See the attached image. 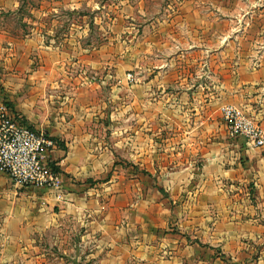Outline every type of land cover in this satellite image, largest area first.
<instances>
[{
	"label": "crops",
	"instance_id": "obj_1",
	"mask_svg": "<svg viewBox=\"0 0 264 264\" xmlns=\"http://www.w3.org/2000/svg\"><path fill=\"white\" fill-rule=\"evenodd\" d=\"M228 1H174L173 15L156 18L169 29V58L156 50L149 63L163 42L151 41L159 30L145 26L146 1L0 0V107L57 139L61 179L59 188H16L0 172V264H264V147L229 135L221 114L237 105L264 128V0ZM96 3L108 12L79 14L92 18L59 36L57 9ZM211 6L235 23L217 45ZM9 17L30 29H10ZM94 27L107 46L137 38L151 47L132 67L140 92L125 101V110L140 103L138 126L88 120L104 116L107 101L97 110L92 100L108 72L94 82L83 71L98 61L71 60L100 53Z\"/></svg>",
	"mask_w": 264,
	"mask_h": 264
},
{
	"label": "rangeland",
	"instance_id": "obj_2",
	"mask_svg": "<svg viewBox=\"0 0 264 264\" xmlns=\"http://www.w3.org/2000/svg\"><path fill=\"white\" fill-rule=\"evenodd\" d=\"M22 1H26L29 3H35V1H71V0H22ZM76 1H133L134 5L137 4V1H146V5L144 7V9L146 10V14L145 17L149 19V21H154L152 24L147 21L145 26H147V30L148 29H152L153 32L154 30L158 29L159 31L154 32L152 34V38L151 41L153 42H158V40H161V42L163 43H159L158 47L163 48L162 51H158V49H155L154 47H157V44H155L153 46V48L150 47V45H147L146 43H140L137 41V38L134 41L128 42L130 44H132L129 48L128 43H124L123 41H115L113 43H110V45L107 46V42L108 40L105 38H102L99 33L97 32V28L94 27V29L92 28V34H91V39L95 40V42L97 44H99V46H101L100 49V53L99 54H75V56L72 57V62L77 61L78 58H83V60L86 59H90V58H94V61H98L97 64L98 66L101 65V67L97 68H90L91 71L89 70H85L84 75L86 76L87 79L89 80H93L98 81L100 83V80H103V78H105V75L107 73V80L103 81L100 83V86L98 88L95 89V91L93 90L94 93V99L92 100V102L95 104H93L95 108H97V110L99 109V104H105L104 101H107V103L105 104V113L103 117H100V119H95L94 116L93 118H88L89 122L93 125H102V126H106V128L108 126H117V127H123L125 125H130L132 124L133 126H138L139 125V117H138V113H139V102H135L133 100V102L130 104L131 107L128 108L127 110L126 107L127 105H129L128 103L125 104V101L128 100L129 95H134L140 92V88L138 86L136 87H131V79L135 80L137 79V77H140V73L137 74V71H134L132 69V67H134L135 64L137 63H141L142 60L141 59V51L143 49H145V47L151 48L152 49V54L150 55L148 61L149 63H155L156 60V50L157 53L159 55H161L160 57L163 59V61H166L169 58V52L170 49L168 48L170 46V36L168 35V31L167 30H160L159 28H161L162 26L160 25L159 21L156 19L158 18H163V17H169L171 15H173L174 13V7H175V2L179 1V0H76ZM175 1V2H174ZM204 1V0H201ZM228 4L230 5H235V0H230L228 1ZM31 4H27V7H25V10L22 11L24 16H27L29 14V8H30ZM133 5V6H134ZM113 7V5H112ZM211 16H212V21L211 23H209L212 32L214 31V34L216 33V36L212 37L211 39V44L212 45H217L219 44V38L217 37L218 31L219 33L221 31H223L225 28L226 29H231L233 28V26L235 25L234 22H228L226 24V22L222 21L221 19L217 18L220 14V10L214 8V6H211ZM110 7L100 3H96L92 6V8L90 7L88 10H84V12L81 13H76L74 14L73 11L71 10H61V9H57L56 14L59 16V20L60 22L58 23L59 25L57 26V28L59 29V36L60 34L64 36V34L69 33L71 28H72V24L74 22L76 23H84V19H88L90 20V17L87 15L80 17L78 16L79 14H83V13H91V11H93L94 14H100L101 13H107L108 9ZM136 7L133 10V14L137 15V11H136ZM202 9V7H201ZM113 11V10H112ZM135 11V12H134ZM207 13L210 12L208 10H206ZM145 13V12H144ZM141 14V13H139ZM92 16V15H91ZM45 18H49L50 16H44ZM142 19L144 17V14L142 13ZM87 20V21H88ZM135 25H138V22L140 20H135ZM143 21V20H142ZM8 27H10V29H15V31H19L22 28L27 31L28 29H30V27L25 24L24 22L18 23V21H15V19H11V17H9L8 20ZM56 29V31L58 30ZM55 31V32H56ZM45 37H47V35H45ZM158 39V40H157ZM164 40V41H163ZM59 41H62V37L59 39ZM128 41V40H127ZM172 42V41H171ZM163 44V45H162ZM127 52H130L132 54H127ZM96 58V59H95ZM78 67V66H76ZM106 67V68H104ZM79 69V68H78ZM86 69V68H85ZM138 69V68H137ZM136 69V70H137ZM169 69V68H166ZM107 71V72H106ZM133 73V75H132ZM153 75V74H152ZM131 76V77H130ZM146 76H149L146 75ZM127 77L129 80H127ZM135 77V79H134ZM88 80V81H89ZM90 82V81H89ZM135 82V81H134ZM154 88V87H152ZM85 90H90V88H86ZM213 92V95H215V91L216 89L211 90ZM153 93H155V91H151ZM168 91H164L163 93L166 94ZM114 95V96H113ZM111 96L113 97L112 100L110 102H108V98H111ZM107 110H109L110 112H112L113 110L116 112V116H114V118L111 117H107L106 116V112ZM131 112V113H129ZM132 116V117H131ZM215 119H213L212 124L214 125ZM43 129V128H41ZM120 136H123L121 134H119ZM109 135H104L102 134L101 137H103L104 139H108ZM118 136V135H117ZM138 136V135H135ZM155 137L154 136L150 141L151 142H155ZM136 141H138V139H136ZM133 152L135 153V150H133ZM151 153H153V155L156 153V150H151ZM133 161V160H132ZM126 167H129V165H131V169H133V171L137 172L139 169L138 165H135L134 163L130 164L128 160H126Z\"/></svg>",
	"mask_w": 264,
	"mask_h": 264
},
{
	"label": "built area",
	"instance_id": "obj_3",
	"mask_svg": "<svg viewBox=\"0 0 264 264\" xmlns=\"http://www.w3.org/2000/svg\"><path fill=\"white\" fill-rule=\"evenodd\" d=\"M221 114L229 135L264 147V128L253 115L233 104L223 105ZM58 145L44 129L33 127L5 105L0 107V172L7 174L16 188H59L60 171L51 158Z\"/></svg>",
	"mask_w": 264,
	"mask_h": 264
},
{
	"label": "trees",
	"instance_id": "obj_4",
	"mask_svg": "<svg viewBox=\"0 0 264 264\" xmlns=\"http://www.w3.org/2000/svg\"><path fill=\"white\" fill-rule=\"evenodd\" d=\"M53 163H54V162H53ZM53 166H55V169L59 170V167H58V166H56L55 164H53Z\"/></svg>",
	"mask_w": 264,
	"mask_h": 264
}]
</instances>
